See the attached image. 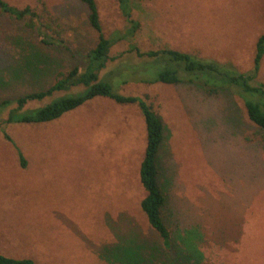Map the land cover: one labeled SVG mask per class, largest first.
<instances>
[{
	"label": "rangeland",
	"instance_id": "1",
	"mask_svg": "<svg viewBox=\"0 0 264 264\" xmlns=\"http://www.w3.org/2000/svg\"><path fill=\"white\" fill-rule=\"evenodd\" d=\"M9 1L39 11L44 4L54 21L49 33L66 47L43 44L25 21L0 13V103L46 90L61 74L85 66L98 42L79 0ZM96 2L105 35L125 31L119 0ZM132 4L140 30L112 48L102 74L121 63L142 65L129 53L133 46L213 59L232 73L254 69L264 0ZM155 71L148 65L142 74ZM134 77L120 93L145 99L165 127L160 183L173 250L184 251L189 235L187 248L202 256L198 264H264V131L250 122L244 103L257 97L229 86L210 95L196 84L150 85ZM256 82L264 84V58ZM15 108L0 110L1 255L36 264H121L130 257L164 264L173 255L141 210L147 131L137 105L101 98L53 123L7 124ZM229 131L236 135L225 136Z\"/></svg>",
	"mask_w": 264,
	"mask_h": 264
},
{
	"label": "trees",
	"instance_id": "2",
	"mask_svg": "<svg viewBox=\"0 0 264 264\" xmlns=\"http://www.w3.org/2000/svg\"><path fill=\"white\" fill-rule=\"evenodd\" d=\"M88 9V20L93 30L98 34L96 46L87 56L85 66H75L65 74H61L46 90L26 94L15 102L6 100L0 103V110L16 104L6 120L7 124L42 125L53 123L66 114L76 111L97 99H109L118 105H137L143 115L146 131L147 146L145 156L140 168V182L146 192L141 202V210L149 225L156 231L162 240L164 249L173 251V255L164 264H198L200 255H193V250L187 248V235L184 251L173 250L172 234L165 222L163 211L167 204L166 196L160 183L161 166L160 153L165 141V127L160 116L152 105L145 99L136 96H126L120 93L123 85L138 77L137 82L143 84L179 85L182 83L196 84L210 95H216L225 86L239 89L244 95L257 97V101H244L248 119L261 131H264V84L255 83L259 75L261 63L264 58V35L256 44L254 69L250 73H232L229 65L219 61L195 56L174 49H157L143 52L133 46L129 53H134L142 65L119 64L116 68L107 70L111 58L112 48L119 42L135 37L140 30V23L133 16L132 0H119L122 16L128 26L125 31L116 30L110 36H106L103 30L99 7L96 0H79ZM40 11L37 7L26 4L15 5L9 0H0V13L7 14L17 21H25L27 26L35 31L41 42L54 47H66V43L49 32L52 31L53 19L44 4ZM116 59V58H115ZM151 62V64H150ZM151 66L154 74L151 77L142 74ZM134 77V78H135ZM73 88H81L77 93H71ZM228 88V87H227ZM70 92L65 96L56 98L49 104L26 110L31 102H41L53 97L56 93ZM20 158L25 165L22 154ZM175 251V252H174ZM140 260V258H139ZM124 261V260H123ZM121 264H153L154 262H135L129 258ZM0 264H36L33 259H17L0 254Z\"/></svg>",
	"mask_w": 264,
	"mask_h": 264
},
{
	"label": "crops",
	"instance_id": "3",
	"mask_svg": "<svg viewBox=\"0 0 264 264\" xmlns=\"http://www.w3.org/2000/svg\"><path fill=\"white\" fill-rule=\"evenodd\" d=\"M229 132H230V133L225 134V136H226V135H229V136L232 135V136H234V134H235L234 131H229ZM235 135H236V134H235Z\"/></svg>",
	"mask_w": 264,
	"mask_h": 264
}]
</instances>
